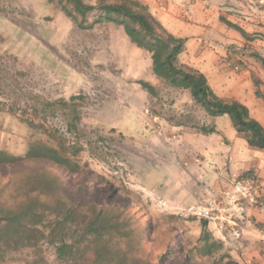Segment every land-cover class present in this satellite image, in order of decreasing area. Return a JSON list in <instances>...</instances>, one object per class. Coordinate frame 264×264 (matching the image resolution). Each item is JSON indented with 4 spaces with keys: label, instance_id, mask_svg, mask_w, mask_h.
<instances>
[{
    "label": "rangeland",
    "instance_id": "rangeland-1",
    "mask_svg": "<svg viewBox=\"0 0 264 264\" xmlns=\"http://www.w3.org/2000/svg\"><path fill=\"white\" fill-rule=\"evenodd\" d=\"M139 1L150 8L148 0ZM195 2L201 5L204 0ZM202 5L198 8L210 17L209 11L215 9L209 2ZM183 15H176L174 35L186 40L189 30ZM209 26L214 33L219 31ZM140 80L148 81L155 92L143 89ZM229 123V116H209L189 89L157 78L150 53L136 46L123 27L104 22L81 28L64 13L60 0H0V148L18 155L35 142L64 148L77 163L88 164L104 177L100 185L89 180L92 188L86 200L98 205L134 203L145 226L152 223V241L174 238L186 251L200 246L205 219L181 217L173 207L216 203L223 213H231L236 195L249 199L246 177L230 173V140L222 133ZM203 125L217 132L204 134ZM36 169L58 173L73 187L84 177L49 162L32 161L0 167V183L18 171ZM117 187L123 192L109 197ZM157 188L181 199L186 193V202L175 206L164 199L172 208L160 212L151 201V195L163 198ZM41 243L47 261L57 264L54 246ZM228 251L199 254L186 264H228L232 261ZM34 258L31 249L21 248L6 253L0 264H32ZM181 261L183 257L177 264Z\"/></svg>",
    "mask_w": 264,
    "mask_h": 264
},
{
    "label": "trees",
    "instance_id": "trees-1",
    "mask_svg": "<svg viewBox=\"0 0 264 264\" xmlns=\"http://www.w3.org/2000/svg\"><path fill=\"white\" fill-rule=\"evenodd\" d=\"M60 4L81 28L104 22L123 27L136 46L150 53L157 78L172 87L189 89L209 116H229L234 129L246 137L251 148L264 150V126L242 103L218 97L205 74L180 62L185 39L169 32L146 4L139 0H98L94 4L60 0ZM93 13L94 19L89 21ZM222 20L245 35L240 27ZM139 84L155 92L148 81L140 80ZM200 130L204 134L217 132L215 127L205 125ZM32 161L49 162L67 174L84 177L73 187L58 173L36 169L18 171L8 182L0 183V259L12 250L29 248L35 256L32 264H50L44 256L42 240L54 246L57 264H177L180 257L183 261L178 264H186L199 254L208 256L222 247L209 233L207 220L202 221V245L186 251V246L174 238L152 241V223L145 226L134 203L124 206L111 200L101 205L88 202L86 195L92 188L89 180L100 185L104 177L96 175L88 164L77 163L64 148L35 142L22 155L0 148V167L15 168ZM122 192L117 187L109 197Z\"/></svg>",
    "mask_w": 264,
    "mask_h": 264
},
{
    "label": "crops",
    "instance_id": "crops-1",
    "mask_svg": "<svg viewBox=\"0 0 264 264\" xmlns=\"http://www.w3.org/2000/svg\"><path fill=\"white\" fill-rule=\"evenodd\" d=\"M148 1L157 20L173 34L178 33L174 28L176 15L182 17L186 14V30L189 32L186 34L185 50L180 56V62L205 74L218 97L242 103L250 115L264 126V0H204L202 4L209 2L212 9H215L209 11L210 17L209 13L199 9L203 5L196 3L197 0ZM181 10H186V13ZM223 18L241 25L245 35L228 27ZM196 19H199V24L194 22ZM209 24L219 31L214 33ZM191 31L198 33V36H192ZM226 130L222 133L230 140V173L232 176L247 177L248 181H244L250 185L251 193L249 199L236 195L234 198L237 202L235 205L232 203L231 207L237 215L238 205H242L241 209L244 210L241 221L243 235L240 240H224L215 233L211 223L208 231L222 245L217 250H229L232 261L228 264H264V210L261 209L264 203V150L251 148L246 137L238 133L230 123ZM222 150L223 147H219L216 153L220 155ZM155 190L175 206L183 205L182 201L186 202V193H183L181 199L162 193L158 188Z\"/></svg>",
    "mask_w": 264,
    "mask_h": 264
},
{
    "label": "built area",
    "instance_id": "built-area-1",
    "mask_svg": "<svg viewBox=\"0 0 264 264\" xmlns=\"http://www.w3.org/2000/svg\"><path fill=\"white\" fill-rule=\"evenodd\" d=\"M248 181L247 177L245 181ZM151 201L153 206L160 212H168L172 207L161 197L151 195ZM237 199H232L233 205H235ZM216 203L213 205H197L184 209L173 207V210H177V214L181 217L194 216L198 219H205L213 225L215 233L220 235L224 240H240L243 235V226L241 221L243 220L244 210L241 209L242 205H238L239 215L235 212L223 213V207ZM261 209L264 210V203L261 205Z\"/></svg>",
    "mask_w": 264,
    "mask_h": 264
}]
</instances>
